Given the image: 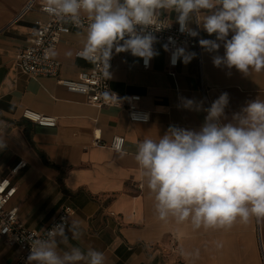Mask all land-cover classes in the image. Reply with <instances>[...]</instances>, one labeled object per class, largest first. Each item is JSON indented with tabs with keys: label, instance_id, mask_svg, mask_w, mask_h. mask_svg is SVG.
<instances>
[{
	"label": "crops",
	"instance_id": "crops-1",
	"mask_svg": "<svg viewBox=\"0 0 264 264\" xmlns=\"http://www.w3.org/2000/svg\"><path fill=\"white\" fill-rule=\"evenodd\" d=\"M25 2L0 0V138L6 143L0 149V178L9 176L18 162L25 164L12 176L16 193L8 204L17 208L19 220L40 231L63 205L73 207L69 224L78 222L82 236L70 242L102 251L106 264H264V219L221 230H194L189 222L173 218L161 221L135 160V145L145 136L157 138L172 124L198 128L203 123L206 113L184 109L181 97L203 101L208 108L227 92L230 119L247 101L264 99V72L245 77L235 68L228 74V69L215 67L213 57L223 55V47L209 53L186 46L197 56L187 65L179 61L170 72L161 42L154 44L159 55L148 68L130 53L114 54L110 90L140 95L139 106L149 112L148 122H132L124 108L90 104L53 78L30 77L20 70L16 52L28 44L33 22L45 19L34 8L12 22ZM77 31L64 34L54 48L62 78H76L90 66L75 58L82 48ZM199 32L201 38L215 39ZM24 108L55 117L56 125L42 127L22 119ZM113 136L124 138L123 158L107 145ZM96 140L105 144L95 145ZM16 253L0 238V264H12Z\"/></svg>",
	"mask_w": 264,
	"mask_h": 264
},
{
	"label": "clouds",
	"instance_id": "clouds-1",
	"mask_svg": "<svg viewBox=\"0 0 264 264\" xmlns=\"http://www.w3.org/2000/svg\"><path fill=\"white\" fill-rule=\"evenodd\" d=\"M41 7L78 30V56L95 65L105 80L112 77L114 54L130 53L150 66L159 55L155 33L164 29L154 25L165 13H175L182 34L198 37L200 29L215 36L199 39L206 52L223 47V55L213 57L215 67L228 69V74L235 68L245 77L264 72V0H41ZM187 44L177 46L169 36L162 45L171 52V66L178 61L187 65L197 56L186 51ZM55 55L49 49L45 58ZM104 96L119 101L109 91ZM181 100L184 109L206 113L198 128L172 124L163 135L145 136L135 145V160L154 196L157 218L187 221L194 230L229 229L237 222L264 219V99L247 101L230 119L227 92L208 108L203 101ZM5 147L0 138V149ZM113 148L121 158L127 155L122 139ZM81 236L76 221L54 223L31 239L26 264H106L102 251L70 242Z\"/></svg>",
	"mask_w": 264,
	"mask_h": 264
},
{
	"label": "built area",
	"instance_id": "built-area-1",
	"mask_svg": "<svg viewBox=\"0 0 264 264\" xmlns=\"http://www.w3.org/2000/svg\"><path fill=\"white\" fill-rule=\"evenodd\" d=\"M37 8L39 12L45 15L44 20L36 19L29 33L28 44L19 49L15 55V61L20 70L30 77H50L55 79L56 83L63 87L66 91L82 95L90 104L97 106H112L124 108L127 117L132 122L146 123L149 121V112L139 106L140 95H119L110 90V79L105 80L98 68L90 63V66L79 72L78 76L73 79L60 77V62L53 56L45 58L46 50L56 47L61 41L64 34L76 30L70 24L63 23L50 17L41 7V2L37 0H26L22 7L14 16L12 22L21 20L29 11ZM196 29L193 23L190 25ZM155 28H164L155 34L162 44L168 42V37L171 36L176 40L177 46H184V41L187 40L188 47L200 49L198 37H189L179 31V24L175 22V17L161 15L159 21L154 25ZM199 31V29H197ZM200 33V32H199ZM171 48V45H170ZM80 51V50H79ZM79 51L75 52V58L82 59L78 56ZM114 58V56H113ZM113 58L110 61L111 68L113 67ZM84 60V59H83ZM171 52H167V71H173L176 66H171ZM86 61V60H85ZM151 62V61H150ZM140 66H144V62L140 59ZM203 89V88H202ZM109 91L116 94L119 101L109 100L104 96V93ZM21 118L33 124L42 127H54L56 118L53 116L43 115L29 108H24L21 112ZM119 138L124 141L122 136H113L107 144L113 151V143ZM95 145H104L100 140L94 142ZM25 164L18 162L10 170L9 176L0 178V238L8 246L15 247L17 250L16 257L12 264H26L27 257L30 252V243L32 238L43 234V229H50L54 223L60 222L62 219L69 223V219L75 214L73 207L63 205L57 212L55 218L40 231L27 228L18 218L17 208L8 207L9 202L16 193V186L12 183V176L23 167Z\"/></svg>",
	"mask_w": 264,
	"mask_h": 264
}]
</instances>
